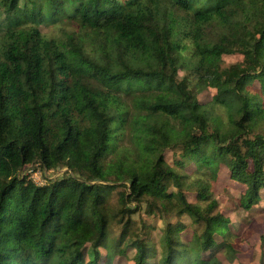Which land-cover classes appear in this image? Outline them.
Returning <instances> with one entry per match:
<instances>
[{
	"label": "trees",
	"instance_id": "16d2710c",
	"mask_svg": "<svg viewBox=\"0 0 264 264\" xmlns=\"http://www.w3.org/2000/svg\"><path fill=\"white\" fill-rule=\"evenodd\" d=\"M208 87L236 135L209 128ZM259 118L264 0H0V264H110L102 247L129 246L134 264H221L229 218L198 201L216 162L246 186L244 208L261 200ZM174 150L204 177L170 165ZM31 164L66 173L39 184ZM138 212L200 232L184 240L178 219L156 240Z\"/></svg>",
	"mask_w": 264,
	"mask_h": 264
},
{
	"label": "rangeland",
	"instance_id": "374dc122",
	"mask_svg": "<svg viewBox=\"0 0 264 264\" xmlns=\"http://www.w3.org/2000/svg\"><path fill=\"white\" fill-rule=\"evenodd\" d=\"M191 53V46L185 50V56L189 57ZM242 56L237 54H229L223 56L225 65H231L241 60ZM180 74H183L181 71ZM258 88L257 84L255 85ZM216 89L213 87L205 88L199 94L202 110L206 111L208 115L209 128L219 129L221 134L229 136L236 135L237 127L230 116L228 108L220 105L215 100ZM261 118V116H260ZM259 118V119H260ZM255 131H264V121L260 119L255 124ZM243 139L248 138V134L240 135ZM166 159L168 163L175 168L182 167L185 173L190 176V180L203 176L196 171L197 163L192 160H186L177 150L167 151ZM23 173L29 179L34 180L39 184L46 183L49 180L66 173V168H57L56 170H47L41 168L39 165H28L23 169ZM206 180L209 187L207 196L199 200L198 203L206 209L212 202L217 200L218 209L229 218L230 233L226 235L215 234L216 241H223L225 248L218 254L221 264H264V189L261 190V200L256 203L251 209H246L241 204V199L246 193V186L231 178L230 172L226 166L220 162L214 163L213 167L208 171ZM92 181V180H91ZM124 186L120 185V189ZM190 194V200L196 201ZM113 204H117V195L112 197ZM141 213V214H140ZM136 220L143 219L146 223L154 224L150 229V236L158 240L162 234V228L165 227L169 221L175 222L178 219L182 220L186 225V229L182 232L184 240L190 239L193 232L200 229L192 222L189 216L169 217V216H146L143 212H138L134 215ZM119 226L113 227L112 234H118ZM90 246L86 247V259L92 256ZM102 256L106 261L107 254H113L112 263L110 264H134L133 247H127L124 252L108 251L107 248L102 247ZM115 254V255H114Z\"/></svg>",
	"mask_w": 264,
	"mask_h": 264
}]
</instances>
